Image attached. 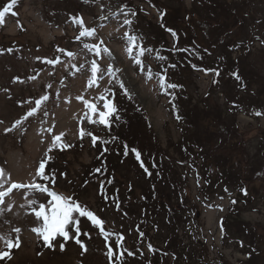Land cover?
<instances>
[{
    "label": "rangeland",
    "instance_id": "1",
    "mask_svg": "<svg viewBox=\"0 0 264 264\" xmlns=\"http://www.w3.org/2000/svg\"><path fill=\"white\" fill-rule=\"evenodd\" d=\"M203 2L205 4L199 3L198 6L205 11V16L211 15L215 20L216 12L207 7V0ZM219 2L226 3L231 13H235L240 5L246 7L245 23L249 25V35L240 24L231 26L232 36L224 37L222 41L229 43V39L233 40L232 47L222 48L220 42L218 47L211 48L215 49L213 57L223 56L228 49L232 52L229 58L235 65L231 66L238 67L239 79L233 76L236 73L233 69L225 71L222 66L199 64V54L195 48L202 43L207 45L204 37H201L204 35L202 29L209 31L207 25L203 24L202 29H198V38L194 36L187 43L179 34L185 24L179 21L176 25L178 21H172V16L184 15V9H190L194 0H17L16 4L12 0H0V12L9 9L0 24V166L6 174H11V181L42 183L50 191L72 197L103 220L104 230L108 233L105 237L99 226L94 225L88 217L75 213L74 219L79 221L76 226L80 228V239L87 246V252L82 254L81 247L74 241H68L64 251L56 242L54 250L48 248L42 237L32 231L42 221L35 217L28 201L36 199L47 208L51 197L43 193L32 195L28 189H14L5 199L6 205L11 204V210L5 209L0 215V233L13 238L19 235L20 247L13 248L10 253L12 258L5 257L0 264H121L119 253L125 249L135 255L128 256L125 252L124 264H165V256H150L149 245L152 246L153 240L140 236L127 223L130 214L137 216L142 212L141 203L132 201L129 204L131 211L125 215L124 210L117 208L115 200L110 203L103 199L101 185L104 181L109 184L106 178L108 169L116 172L115 179L119 182L124 175H129L130 179H136L139 186L147 178V172L136 166V159L133 154L129 155L128 149L124 156L118 152L113 153V157L104 156L102 137L107 128L100 123L89 122V117L98 120L99 112L105 111L104 101L99 99L101 96L117 107V122L120 123L121 119L125 129L130 131L129 141L150 150L147 145L152 136L156 138L159 148L165 149L171 158L170 166L177 179L173 181L179 183L182 198L189 200V213H198V220L192 215L188 217V227L181 224L180 234L207 246L208 259L204 262L196 259L195 264H264V174L252 175L257 179L252 183L248 181L245 187L247 195L241 194L236 202V209L240 211L233 213L232 198L236 197L237 192H224L222 188L216 191L213 185L208 186L201 177L200 164L190 158H182L175 148L182 134V121L177 119L178 114H201L203 119L200 122H203L206 114L216 112L234 120L239 129L237 141L242 138L246 148L240 156L241 166L243 172H247L248 179L247 157L250 154L256 163L259 159L257 155L260 156L257 149L264 147V0ZM166 12L169 13L167 21L177 34L175 37L162 26L166 23L163 18ZM217 13L216 18L220 19L225 12L219 7ZM230 16L234 17V14L221 21H227ZM73 17L82 18L84 27L94 28L96 35L77 39L83 28L73 22ZM125 19L132 23L124 24ZM126 32L136 35L138 44L152 49L141 58L143 71L133 59L138 55V49H133L131 57L127 52L130 45L125 38ZM216 32L220 33L218 30ZM239 33L247 40L240 43L236 37ZM101 40L103 44H100ZM158 40L164 41L170 48L178 45L175 53L181 59L179 64L174 56H167L166 51L163 56L166 59H156L160 56ZM215 41L210 40L211 43ZM85 44L99 45V53L91 50V47L85 48ZM105 48L108 51H104ZM69 52L74 55L69 56ZM50 60L58 62L48 63ZM93 61L98 65L95 80L91 72ZM167 62H170V67H167ZM173 64L176 66L171 67ZM148 66L151 79L148 78ZM169 69L173 74L170 72L168 75ZM217 72L219 75H216ZM225 72L231 73V77ZM162 74L166 75L167 83L179 87L161 88ZM179 76L183 78L182 84L179 83ZM224 80L233 82V86L222 85ZM244 83L249 84L247 89ZM125 89L127 94L121 92ZM249 94L256 100H249L241 106L240 102L244 103L243 99ZM44 95H48L49 99L40 105L34 115L25 119L36 106L35 101ZM88 102L96 104L95 114L88 108ZM128 103L137 110V114L131 118L133 129L125 122L133 114ZM235 107L238 110L233 113L231 109ZM258 112L261 114L257 115ZM17 120L21 121L19 125L16 124ZM50 128L52 131H49ZM81 129L85 132L83 138L80 137ZM219 131L224 133L223 137L229 138L226 129L220 126ZM60 133L64 135L53 148L54 136ZM87 133L100 139L93 144ZM65 144L70 147H62ZM151 150L160 151L157 148ZM145 156L149 167L151 158ZM106 159L112 160V163H104L106 173L102 176L96 170V165ZM42 161H47V180L36 176ZM98 174L101 177H96ZM161 189L167 192L171 186L163 185ZM140 191V187H137L138 194ZM105 192L108 193V190ZM223 220L226 232H229L227 235H224ZM229 223H232L231 226H228ZM13 228L21 231L16 234L12 232ZM69 230L71 234L75 227L70 225ZM252 233L257 243H251ZM120 236H123L122 241H118ZM58 240L63 243L62 238ZM109 246L115 253L112 260L106 254ZM0 250H7L3 242H0Z\"/></svg>",
    "mask_w": 264,
    "mask_h": 264
},
{
    "label": "trees",
    "instance_id": "2",
    "mask_svg": "<svg viewBox=\"0 0 264 264\" xmlns=\"http://www.w3.org/2000/svg\"><path fill=\"white\" fill-rule=\"evenodd\" d=\"M203 1L204 0H194L195 7L193 5L190 9H184V15L178 14V17L172 16V21L177 20L178 22H175L176 25H178L179 21H182L185 24L184 27L180 29L179 34L184 37V42L186 43L192 40L194 36H197L198 29H202L201 27L203 24L207 25L209 27V31H204L202 29L201 32H203L204 35H201V37H204L207 45L208 43L210 44V49L207 48L205 43H202L203 45H198V47L195 48L196 52L199 54V64L205 66H222L225 71L233 69V71L237 73L238 67L231 66V64L235 65V62L229 58V55L232 53L228 51L229 49L226 52H223V56L213 57L215 49L211 50V48L213 46L218 47L220 42H222V48H227L230 45L232 47L231 43L234 42L233 40L229 39V43L225 40L222 41L224 37L232 36L230 34V30L232 29L231 26H237L240 24L241 27H245L247 29V35H249V25L245 23L246 7L244 4L240 5L235 13H231V9L226 3L219 2L220 0H207V5H209L207 7L213 10V12H216V17L218 16L217 10H219V7L223 12H225L222 18L219 19L215 17L214 20L211 15L205 16V11L201 8V6H198L199 3L203 4ZM225 5H227V7ZM231 14H234V17L230 16L227 21H221L223 18H226ZM168 15L169 13L166 12L163 17L164 20H166V23L162 25L164 30L171 29V25L167 21ZM240 17H242V21ZM216 30L220 33H217ZM187 32H189L188 35ZM198 37L199 35L197 38ZM236 37H238L240 43L246 39L240 33L239 35L236 34ZM163 39H166V37L163 36ZM213 39H216V41L211 43L210 40ZM146 43L148 42L146 41ZM156 43L159 48L160 56H164V52L166 51V55L169 54L167 56L170 57L174 56L175 62L179 64L181 59L177 58V54L175 53V51L179 49L177 47L178 45H174V48H170L164 41L160 42L158 40ZM180 55H182V53H180ZM202 60H204V62H202ZM167 67H170V62H167ZM158 70L161 69L158 68ZM167 71L168 75L170 72L173 74L171 69ZM227 74L231 77V73ZM233 76L235 75L233 74ZM179 77L181 78L179 83L182 84L183 78L181 76ZM247 77L249 78V76ZM255 77L257 79L259 78L257 75H255ZM178 80L179 79H177V81ZM244 81L246 82L247 80L244 79ZM222 85L233 86V82L224 80ZM244 86L247 89L249 84L247 86L244 83ZM121 92L124 94L126 93L125 91ZM243 100L244 103L240 102L241 106L247 104L249 100L253 101L256 99L252 98V94H249V96H246ZM128 104L133 114H130V117L125 119V122H127V124L133 129L131 126V118L133 115L137 114V110L131 103ZM233 105L235 106L236 104L234 103ZM236 110H238L236 107L231 109L233 113ZM239 111L242 112L241 109H239ZM227 115L233 116L237 114ZM250 115L252 116L253 114ZM117 117L118 116L115 114L112 118H110L111 126H106L107 132L102 137V148H104L102 152H104V156L106 157H111L113 153L116 154V152L120 153V156H124V144L126 143L129 147V155L133 154L136 159L135 153L131 151L132 148H136L140 151L141 159H143L145 163H143L144 167H142L136 159L135 164L138 167L140 166L143 170H145V168L148 169L146 174L147 178L142 181L140 186L135 182L136 179H130L129 175H124L122 177L123 180L119 182L118 179H115L116 172L108 169L109 174H107L106 178L109 181V184H106L104 181L101 185L103 199L108 200L110 203L115 200V205L118 209L124 210L125 215H128L129 211H131L129 204L132 201L135 200L136 202L141 203L143 208H140V210L142 212L137 214L138 217L131 212L132 214H130V217L127 219V223L130 227L132 226L134 232H143L144 238H147L149 241L150 239L153 240L150 256H165V264H169L171 262H173V264H195L194 260L196 259H200V261L204 262L208 259L207 246L205 243L185 238V236L180 234L181 224H187L188 227V217L192 215L195 219H197L198 213L196 211L189 213L191 210L189 200L186 197L182 198L183 194L181 192V188L179 187V183L177 181H173L177 179L174 177V169L170 166L171 158L165 149L159 148L156 138H153L152 136L150 141H148L149 145H147L150 150H145L139 146L138 143H132L129 141L130 131L125 129L121 119L120 123L117 122ZM179 117V120L182 121V134L181 139L175 145V148L181 154L182 158H190L200 164L201 177L208 186L213 185V187L216 188V191H218L219 188H222L224 192H237L236 197L232 198V201H235V203L231 205V209L233 207V213L235 211L239 212L240 210L236 209V202L239 200L238 196L241 194H243V196L245 195L242 189H245V187L247 188L248 181L249 183H252L257 179H255L252 175L260 174L262 176L264 174V147L260 150L257 149L261 157L256 154L259 157L256 163L253 162V157H251L250 154L247 157V162L249 163L248 179L247 172H243L241 166L242 160H240V156L243 151H246V148L244 149L245 145H243L244 142L242 141V138L237 141L236 137L238 136L239 129L235 126L234 120L231 121L225 118L222 114H218V112L206 114L203 122H200V120L203 119L201 114H180ZM220 126L228 131V135H230L229 138L223 137L224 133L219 131ZM151 135H153V132ZM113 137H117V139L114 140ZM103 141H108V143H104ZM153 148H157L160 151L155 152L151 150ZM105 149H107V151H105ZM145 155L150 156L151 158V160L148 158L150 163L149 167L148 162L145 161V158L147 159ZM104 163L110 165L112 160H100V162L96 165L97 169H100L99 172L102 173V176L106 173ZM148 173L151 174L149 175ZM96 177L101 176L98 174ZM139 179L141 180L142 178L139 177ZM167 184H170L171 189L170 191L165 192L161 189V187L163 185L167 186ZM137 187H140V194L137 193ZM105 190H108V193H106ZM231 224L232 223H229L228 226H231ZM224 225L223 220L222 226L225 231L224 235H227L229 232H226ZM252 237L253 233L251 234V243H253V241L257 243V238L253 239ZM156 239L158 241H156ZM196 244L200 245L197 246Z\"/></svg>",
    "mask_w": 264,
    "mask_h": 264
},
{
    "label": "snow or ice",
    "instance_id": "3",
    "mask_svg": "<svg viewBox=\"0 0 264 264\" xmlns=\"http://www.w3.org/2000/svg\"><path fill=\"white\" fill-rule=\"evenodd\" d=\"M13 4L17 3V0H12ZM127 7V6H125ZM9 9H5L4 12H0V24L3 23L4 21V15L5 12H8ZM133 15H135V13H132ZM163 15V14H162ZM73 22L80 25L83 30L80 32L79 37H77V39H79L80 37H94L96 35V30L93 29H89L87 27H84V21L82 18H77V17H73ZM106 19V18H105ZM132 21L125 19L124 20V24H131ZM168 31L175 37L177 34L175 33L174 30L172 29H168ZM125 38L127 39L128 43H129V47L127 48V52L129 54V56H132L133 53V49L136 48L138 49V55L136 57H133L135 63L137 65H140L141 71L144 70V65H143V60L141 59L147 52H151L152 49H147L145 48L142 44H138V37L134 34H129V33H125ZM100 44H103V41H100ZM85 48H89L91 47V50L99 53L100 51V47L99 45H88L85 44L84 45ZM9 51H11L9 49ZM60 51H63L62 49ZM104 51H108L107 48L104 49ZM69 56L74 55L73 53L69 52L67 53ZM156 59H166L163 56H157ZM58 61L55 60H50L48 61V63H57ZM176 65H171V67H175ZM149 67V73H148V78L151 79L152 78V73L150 71V66ZM193 67H195V65H193ZM109 68L111 69V66H109ZM208 71V70H205ZM91 72H92V79L95 80L97 78V72H98V65L96 64L95 61L92 62V66H91ZM216 75H219V72L216 73ZM235 77L237 79H239V74L238 73H234ZM17 79H19L17 77ZM33 79H35V77H33ZM160 86L161 88L167 90L168 88H177L179 87V85L176 84H172V83H167V77L166 75L162 74L160 75ZM48 87H51V85H48ZM121 87L123 88V82H121ZM125 92H127V90L125 89ZM49 99L48 95H44L42 96L40 99L35 101V107H33L28 113L27 116L25 117V119H27V117H30L32 115H34L40 108V105L44 102L47 101ZM78 99H82V97H78ZM100 100H103V108L105 109V111H100L99 112V118L98 120H92L91 117H89V122L90 123H100L102 125L111 126L110 123V118H112L117 112L118 109L115 106V104L111 101L108 100L107 98L101 96L99 98ZM88 108L91 109V112L93 114H95L97 112V107L96 104L88 102L87 104ZM257 115H260L261 113H256ZM180 117L178 116L177 119H179ZM21 123L20 120L16 121V124L19 125ZM12 129H6V131H11ZM49 131H52V129L50 128ZM64 135V133H60L59 135L54 136V143L52 145L53 148H55L56 145V141H60L61 137ZM85 135V132L83 129H81L80 131V137L83 138ZM88 136H90L92 138V142L93 144H95V142L100 139L99 137H96L94 134L92 133H87ZM113 139H117V137H113ZM104 143H108V141H103ZM62 147H70V145H62ZM124 148L127 152L128 149V145L125 143L124 144ZM105 151H107V149H105ZM132 152L135 153L136 159L138 161H140L141 166L144 167L143 161L141 160V153L139 150H137L136 148H132L131 149ZM49 159H51V157H49ZM47 161H42L39 164L36 176L40 177L44 180L49 179V177L45 174L46 169H45V165H46ZM97 171L99 172L100 169H97ZM145 171L148 172V169L145 168ZM149 175L151 173H148ZM8 187H5V185H9ZM54 174H53V178H52V183H54ZM20 190V189H28L29 193L32 195H35L36 193H43L46 194L47 196L51 197V200L48 203V207L46 208L45 204L40 203L38 200L36 199H32L28 201L29 206L31 207L32 212L35 214V217H37L38 219H40L42 221V223L40 224L39 227L33 228L32 231L37 233L39 236L42 237L44 244L46 247L51 248V249H55L56 247V243L59 244V248L61 251L65 250V244L68 241H74L77 245H79L82 249V254L83 252H87V246L83 243V241L80 239V228L76 225L79 224V221L74 219V214L78 213L80 216H84V217H88L92 223L96 226H99L100 231L102 233H104L105 237H107L108 233L105 232L104 230V221L99 219L92 211L87 210L85 207H82L80 203H78L76 200H74L72 197H67L64 196L62 194H58L56 191H50L48 186L42 184V183H28V184H24V183H20V182H15V181H11V174L5 173V170L3 167H0V215H3L5 209L10 211L11 210V204H7L5 203V199L7 197H10V195L12 194L13 190ZM242 191L244 192L245 195H247V190L246 189H242ZM233 203H235V201H233ZM35 205V206H33ZM74 226L75 227V231L72 232L70 234V230H69V226ZM21 231V229L19 228H13L12 232L18 234ZM140 236H143L144 233L143 232H139ZM58 238H62L63 243H60ZM123 240V236L118 237V241H122ZM0 242H3V244L5 245L7 250H0V260H3L5 257H7L8 259H11V250L13 248H19L20 247V239H19V235H16L15 238H13L10 235L7 234H2L0 233ZM56 242V243H54ZM149 248L151 249L152 246L149 245ZM125 252H127L128 256H134L135 253L127 251L126 249L124 251H121L119 253V257L121 260V264H124V256H125ZM107 256L109 258V260H112L115 253L112 249L111 246H109L108 251H107Z\"/></svg>",
    "mask_w": 264,
    "mask_h": 264
},
{
    "label": "water",
    "instance_id": "4",
    "mask_svg": "<svg viewBox=\"0 0 264 264\" xmlns=\"http://www.w3.org/2000/svg\"><path fill=\"white\" fill-rule=\"evenodd\" d=\"M1 167V166H0Z\"/></svg>",
    "mask_w": 264,
    "mask_h": 264
}]
</instances>
